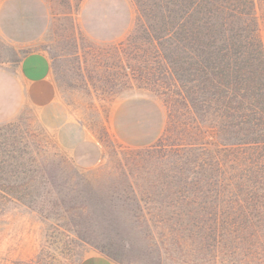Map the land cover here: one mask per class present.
<instances>
[{"label": "rangeland", "instance_id": "1", "mask_svg": "<svg viewBox=\"0 0 264 264\" xmlns=\"http://www.w3.org/2000/svg\"><path fill=\"white\" fill-rule=\"evenodd\" d=\"M256 10L264 45V0ZM134 17L132 0H0L1 181L19 197L0 216V264H264V234L215 246L209 231L165 233L147 193L133 190V151L161 134L163 99L136 88L93 98L81 54L122 39ZM37 51L50 61V100L8 90L21 57Z\"/></svg>", "mask_w": 264, "mask_h": 264}, {"label": "trees", "instance_id": "2", "mask_svg": "<svg viewBox=\"0 0 264 264\" xmlns=\"http://www.w3.org/2000/svg\"><path fill=\"white\" fill-rule=\"evenodd\" d=\"M132 2L130 31L116 42H89L81 54L93 98L136 88L163 99L162 132L133 151L131 186L147 193L149 219L165 233L195 228L216 234L215 246L225 236L251 243L264 234V45L256 0ZM5 173L0 168V216L19 200L18 185L2 183Z\"/></svg>", "mask_w": 264, "mask_h": 264}, {"label": "crops", "instance_id": "3", "mask_svg": "<svg viewBox=\"0 0 264 264\" xmlns=\"http://www.w3.org/2000/svg\"><path fill=\"white\" fill-rule=\"evenodd\" d=\"M9 91L25 92L31 100H50L56 94L49 58L43 52H30L21 57L13 74H9ZM82 264H114L96 259L85 258Z\"/></svg>", "mask_w": 264, "mask_h": 264}]
</instances>
